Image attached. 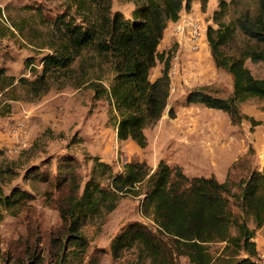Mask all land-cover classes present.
Returning <instances> with one entry per match:
<instances>
[{
	"label": "rangeland",
	"instance_id": "374dc122",
	"mask_svg": "<svg viewBox=\"0 0 264 264\" xmlns=\"http://www.w3.org/2000/svg\"><path fill=\"white\" fill-rule=\"evenodd\" d=\"M255 3L238 0L223 19L234 16L235 9H254ZM67 5L68 0H0V149L17 166L3 191L29 193L14 209L0 207V264H34L36 259L40 264H151L139 259L136 246L126 240L117 241L115 249L112 246L129 222L154 227L141 212V195H122L111 210L100 204L79 227L84 248L74 241L62 242L65 234L58 207L71 192V184L79 183L81 191L87 180L96 179L106 187L107 178L94 169V158L110 164L113 172L120 171L124 162L145 161L154 168L163 159L181 166L189 177L214 175L222 181L228 174L236 181L264 164V99L253 97L239 104L240 112L259 124L246 118L235 123L223 110L185 100L191 89L200 86L221 97L233 89L231 75L215 67L207 38V44L204 40L196 50L178 42L175 27L187 17L200 19L206 28L216 27L212 16L218 0H208L204 9L200 0H192L175 25L168 27L172 36L167 39L166 33L158 45L159 51H174L166 110L144 128V147L130 138L120 140L115 110L92 89L93 83L110 81L109 60L84 50L86 58L76 57L68 68L40 75L43 57L64 40L54 19L66 13ZM116 9L129 16L133 3L112 0V10ZM246 65L253 75H264L263 64L247 60ZM161 68L157 60L149 73L151 80ZM248 224L252 226L250 219ZM255 240L264 247V224L256 230ZM223 245L211 243L209 248L218 255ZM179 259L181 264H192L186 257Z\"/></svg>",
	"mask_w": 264,
	"mask_h": 264
},
{
	"label": "trees",
	"instance_id": "16d2710c",
	"mask_svg": "<svg viewBox=\"0 0 264 264\" xmlns=\"http://www.w3.org/2000/svg\"><path fill=\"white\" fill-rule=\"evenodd\" d=\"M131 1L132 12L125 16L118 9L112 10V0H68L66 13L54 19L64 40L43 57L40 75L68 68L84 50L109 60L113 72L110 81L106 85L93 83L92 89L115 110L117 138H130L144 147V128L166 110L170 90L174 51H159L158 45L167 24L177 21L192 0ZM207 1L200 0L202 9ZM236 3L238 0H218L212 16L216 27L205 29L215 67L232 77V93L221 97L200 86L191 89L185 100L223 110L235 123L246 118L259 124L241 113L239 104L253 97L264 99V75H253L246 65L247 60L264 65V0H256L254 9H235L234 16L223 19L229 6ZM157 60L162 68L151 80L149 73ZM2 73L0 68V76ZM95 78L102 80V76ZM13 162L0 149V207L5 209H14L29 196L19 189L8 194L3 191L17 167ZM94 165L108 184L104 187L99 180L89 179L81 191L79 183L71 184V192L58 207L65 234L62 242L74 241L84 248L86 241L79 235V227L100 204L111 210L120 196L141 195V212L151 218L154 227L140 221L127 223L113 249L117 241L126 240L136 246L139 259H148L151 264H181L180 257L192 264H257L255 232L264 224V164L236 181L228 174L222 181L214 175L189 177L181 166L169 165L163 159L154 168L145 161L124 162L117 172L98 158H94ZM216 242H224L218 255L209 248ZM36 260L34 264H40Z\"/></svg>",
	"mask_w": 264,
	"mask_h": 264
},
{
	"label": "built area",
	"instance_id": "2783aa9c",
	"mask_svg": "<svg viewBox=\"0 0 264 264\" xmlns=\"http://www.w3.org/2000/svg\"><path fill=\"white\" fill-rule=\"evenodd\" d=\"M3 16L5 14L3 13ZM206 26L197 18H185L175 27V35L179 36V44H187L194 50L199 48L206 39ZM258 254L255 258L257 264H264V247L257 248Z\"/></svg>",
	"mask_w": 264,
	"mask_h": 264
},
{
	"label": "crops",
	"instance_id": "0c3cea01",
	"mask_svg": "<svg viewBox=\"0 0 264 264\" xmlns=\"http://www.w3.org/2000/svg\"><path fill=\"white\" fill-rule=\"evenodd\" d=\"M182 13L183 14H187V12L186 11H182ZM180 15H182L181 13H180ZM189 15V14H188ZM189 16H191V15H189ZM188 18H190V17H188ZM179 19H180V17H179ZM178 19V20H179ZM177 21H175V22H169L168 23V26L166 27V29H165V31H164V35L167 33V39H169L171 36H172V34H173V29H169L168 27L170 26V27H172V24H174L175 25V23H176ZM205 43H206V39H205ZM207 44V43H206ZM180 49H178V52L176 53L177 55L176 56H179L180 55V53H181V50H183L184 49V46H182V47H179ZM257 248H259V246L257 245Z\"/></svg>",
	"mask_w": 264,
	"mask_h": 264
}]
</instances>
